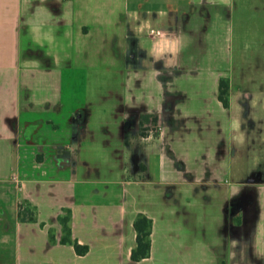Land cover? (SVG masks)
I'll use <instances>...</instances> for the list:
<instances>
[{"label": "crops", "instance_id": "1", "mask_svg": "<svg viewBox=\"0 0 264 264\" xmlns=\"http://www.w3.org/2000/svg\"><path fill=\"white\" fill-rule=\"evenodd\" d=\"M254 4L0 0V264H196L201 250L203 264H264V175L246 176L244 160V121L259 115L247 109L264 107V87H243L217 47L254 16L264 47V0ZM163 40L175 50L161 51ZM102 70L109 95L100 94ZM50 148L64 164L42 167V154L25 164L26 149ZM102 151L107 166L85 163ZM137 153L145 158L132 160ZM235 196L246 208L242 225L226 210ZM20 202L34 220L19 218ZM68 209L84 254L61 241ZM140 213L152 219V246L134 260Z\"/></svg>", "mask_w": 264, "mask_h": 264}, {"label": "rangeland", "instance_id": "2", "mask_svg": "<svg viewBox=\"0 0 264 264\" xmlns=\"http://www.w3.org/2000/svg\"><path fill=\"white\" fill-rule=\"evenodd\" d=\"M254 3V5H260V0H254ZM248 4L253 3L249 1ZM243 13L245 12L239 11L237 15L241 16ZM254 18L255 16L242 19L243 21H236L232 30V36L228 37L227 42H225L223 39L222 43L220 45H217V47L224 48L226 50L227 56H232L234 63L233 72L236 76L235 79L240 81L243 87L260 89V87H264V61L260 60V58L264 55V47L260 45V37L263 36L260 35V31L258 29L257 18L255 21ZM227 32L229 35V29H227ZM155 33L158 32H154V34ZM213 48H215V46H213ZM100 72H102V74H99V77L105 79L104 84L99 86L101 90L100 94L104 93L105 95H109L110 91L104 92V90L105 87L107 90H109V88L107 87H112L111 82L109 81L111 77L110 70H102ZM260 74L262 76H260ZM78 77H80V75L77 77H72L73 80L78 83L71 86L73 88L72 96L74 97L75 103L77 101L79 103L80 100H82V98L84 97V95L82 97L83 93L76 92V89L82 92V89L84 88L81 87L80 84L81 77ZM94 77L95 75L92 77V79ZM69 78V76L66 77V79ZM71 89L69 88L68 84H65L64 94L67 99L71 94ZM95 96L96 95L92 96V98H94ZM251 110L254 112H258L260 116L258 115V117L254 119L250 115V117L246 118V120L244 121V126L246 127L245 143L247 151L244 160L249 169L246 172V176L250 178H257L256 176L260 175L261 178V176L264 175V125H262V123H264V107H261L260 109H247V111ZM102 131H104V129H102ZM248 135H250V139H248ZM105 152L107 151H102L101 155L98 158H95L91 153L89 155H84L83 158L85 160V163H90L91 165H97L98 163V165L107 166V162L111 161V158L105 155ZM39 154L45 156V158L43 157L44 163L41 164L42 167L46 165H51L53 167V165L56 166L58 163L64 164V162H61L62 160L59 159V157H62L64 155L61 154L62 156H59L58 152L56 153V150L52 148L45 150L44 154L37 150L33 152L32 149H26V152L23 156L25 164L32 165L33 163H35ZM134 158H137L138 161L142 158H145V156L137 153L134 154L132 160ZM152 205L157 208L156 210L158 212H160L162 209L161 206L163 204L158 201L156 203H153ZM152 205L150 206V208L152 207ZM157 227L158 228L156 234L161 235V231L163 229L161 217L159 219V224ZM24 250L25 249H23V255H25ZM199 261L201 262H196V264H203V261L207 263L208 251L201 250V257Z\"/></svg>", "mask_w": 264, "mask_h": 264}, {"label": "trees", "instance_id": "3", "mask_svg": "<svg viewBox=\"0 0 264 264\" xmlns=\"http://www.w3.org/2000/svg\"><path fill=\"white\" fill-rule=\"evenodd\" d=\"M229 83L226 79H221L220 81V99L225 106L229 105ZM35 211L30 204L19 203V218L21 220H34ZM59 220L63 227V236L61 241L64 243L73 244L74 248L79 254H84L88 251L89 247L87 244L80 243L77 239L72 237V227H71V210H66L65 214L59 215ZM134 226L137 231L136 236V246L132 249V259L140 260L147 257L151 253V233H152V219L144 214L140 213L134 221ZM50 239H53V234L50 233ZM53 241V240H52Z\"/></svg>", "mask_w": 264, "mask_h": 264}, {"label": "flooded vegetation", "instance_id": "4", "mask_svg": "<svg viewBox=\"0 0 264 264\" xmlns=\"http://www.w3.org/2000/svg\"><path fill=\"white\" fill-rule=\"evenodd\" d=\"M226 210H228V215L233 218L238 224H243L245 220V204L241 196H235L233 199L229 200L226 205ZM251 214L254 216V207H250ZM234 226V225H233Z\"/></svg>", "mask_w": 264, "mask_h": 264}, {"label": "clouds", "instance_id": "5", "mask_svg": "<svg viewBox=\"0 0 264 264\" xmlns=\"http://www.w3.org/2000/svg\"><path fill=\"white\" fill-rule=\"evenodd\" d=\"M161 51H174L175 50V42H169L167 40L162 41V47L160 49ZM234 127H238V125L234 124Z\"/></svg>", "mask_w": 264, "mask_h": 264}, {"label": "built area", "instance_id": "6", "mask_svg": "<svg viewBox=\"0 0 264 264\" xmlns=\"http://www.w3.org/2000/svg\"><path fill=\"white\" fill-rule=\"evenodd\" d=\"M151 32L154 33V32H156V31H155V29H151Z\"/></svg>", "mask_w": 264, "mask_h": 264}, {"label": "water", "instance_id": "7", "mask_svg": "<svg viewBox=\"0 0 264 264\" xmlns=\"http://www.w3.org/2000/svg\"><path fill=\"white\" fill-rule=\"evenodd\" d=\"M227 212H228V210H227Z\"/></svg>", "mask_w": 264, "mask_h": 264}]
</instances>
